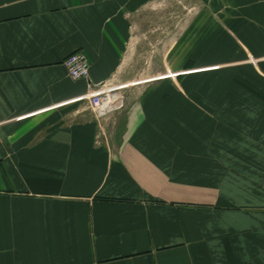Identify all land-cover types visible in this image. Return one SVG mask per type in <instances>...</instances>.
<instances>
[{
  "label": "crops",
  "instance_id": "0c3cea01",
  "mask_svg": "<svg viewBox=\"0 0 264 264\" xmlns=\"http://www.w3.org/2000/svg\"><path fill=\"white\" fill-rule=\"evenodd\" d=\"M0 264H264V0H0Z\"/></svg>",
  "mask_w": 264,
  "mask_h": 264
},
{
  "label": "built area",
  "instance_id": "2783aa9c",
  "mask_svg": "<svg viewBox=\"0 0 264 264\" xmlns=\"http://www.w3.org/2000/svg\"><path fill=\"white\" fill-rule=\"evenodd\" d=\"M64 67L70 77L71 80L77 82L88 77L89 73V62L85 55L82 53H73L68 56L64 61ZM113 93H98L94 94L91 98H89L88 102L92 111L97 115L98 118H103L105 116H109L116 112H119L124 107V101H120L118 107L113 109L112 111H107L102 113L100 109L103 104L108 100L112 99Z\"/></svg>",
  "mask_w": 264,
  "mask_h": 264
},
{
  "label": "bare ground",
  "instance_id": "6f19581e",
  "mask_svg": "<svg viewBox=\"0 0 264 264\" xmlns=\"http://www.w3.org/2000/svg\"><path fill=\"white\" fill-rule=\"evenodd\" d=\"M106 106H107V103H104L103 106H102V108H104V107H106ZM102 108H101V109H102ZM101 109H100V110H101Z\"/></svg>",
  "mask_w": 264,
  "mask_h": 264
},
{
  "label": "rangeland",
  "instance_id": "374dc122",
  "mask_svg": "<svg viewBox=\"0 0 264 264\" xmlns=\"http://www.w3.org/2000/svg\"><path fill=\"white\" fill-rule=\"evenodd\" d=\"M251 61H253V62H254L255 60H251Z\"/></svg>",
  "mask_w": 264,
  "mask_h": 264
}]
</instances>
